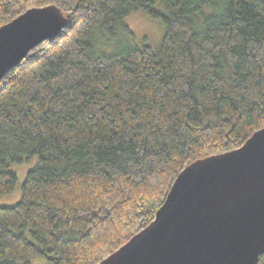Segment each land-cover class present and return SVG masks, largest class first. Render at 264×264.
I'll return each mask as SVG.
<instances>
[{
    "label": "trees",
    "instance_id": "obj_1",
    "mask_svg": "<svg viewBox=\"0 0 264 264\" xmlns=\"http://www.w3.org/2000/svg\"><path fill=\"white\" fill-rule=\"evenodd\" d=\"M51 5L66 27L0 81V196L10 164L39 156L21 201L0 206V264H99L188 165L264 129V0H0V27ZM140 10L165 26L158 49L96 50L133 37Z\"/></svg>",
    "mask_w": 264,
    "mask_h": 264
},
{
    "label": "water",
    "instance_id": "obj_2",
    "mask_svg": "<svg viewBox=\"0 0 264 264\" xmlns=\"http://www.w3.org/2000/svg\"><path fill=\"white\" fill-rule=\"evenodd\" d=\"M56 5L0 27V81L66 27ZM264 254V129L199 159L175 180L154 220L99 264H257Z\"/></svg>",
    "mask_w": 264,
    "mask_h": 264
},
{
    "label": "rangeland",
    "instance_id": "obj_3",
    "mask_svg": "<svg viewBox=\"0 0 264 264\" xmlns=\"http://www.w3.org/2000/svg\"><path fill=\"white\" fill-rule=\"evenodd\" d=\"M156 9L162 13L165 9L161 3L156 5ZM125 25L133 33V37L122 32L120 37L111 39L106 35L104 39L97 40L96 50L104 55H113L124 52L131 48H142L147 45L153 49H158L165 35V26L159 19H154L146 11L140 10L132 12L125 19ZM39 164V156L34 155L24 157L21 163H11V170L17 174L18 181L15 190L6 195L0 196L1 207H13L22 198V188L27 173ZM30 264H47L43 259L31 260Z\"/></svg>",
    "mask_w": 264,
    "mask_h": 264
},
{
    "label": "snow or ice",
    "instance_id": "obj_4",
    "mask_svg": "<svg viewBox=\"0 0 264 264\" xmlns=\"http://www.w3.org/2000/svg\"><path fill=\"white\" fill-rule=\"evenodd\" d=\"M108 2H109V3H117L118 0H108ZM138 150H139V149H138ZM142 155H143V153H142Z\"/></svg>",
    "mask_w": 264,
    "mask_h": 264
}]
</instances>
